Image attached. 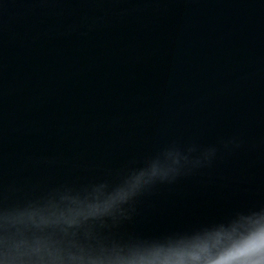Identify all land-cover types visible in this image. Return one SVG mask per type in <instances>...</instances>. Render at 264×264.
Instances as JSON below:
<instances>
[{
    "label": "water",
    "instance_id": "water-1",
    "mask_svg": "<svg viewBox=\"0 0 264 264\" xmlns=\"http://www.w3.org/2000/svg\"><path fill=\"white\" fill-rule=\"evenodd\" d=\"M172 145L217 153L137 197L118 237L264 207V0H0V199Z\"/></svg>",
    "mask_w": 264,
    "mask_h": 264
},
{
    "label": "clouds",
    "instance_id": "clouds-1",
    "mask_svg": "<svg viewBox=\"0 0 264 264\" xmlns=\"http://www.w3.org/2000/svg\"><path fill=\"white\" fill-rule=\"evenodd\" d=\"M196 151L172 145L111 178L4 196L0 264H264V207L161 236L115 234L137 197L204 167L217 153L208 147L192 158Z\"/></svg>",
    "mask_w": 264,
    "mask_h": 264
}]
</instances>
